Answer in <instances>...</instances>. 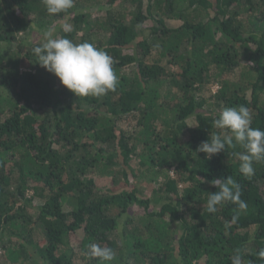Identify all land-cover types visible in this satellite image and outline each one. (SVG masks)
Returning a JSON list of instances; mask_svg holds the SVG:
<instances>
[{"label":"trees","instance_id":"1","mask_svg":"<svg viewBox=\"0 0 264 264\" xmlns=\"http://www.w3.org/2000/svg\"><path fill=\"white\" fill-rule=\"evenodd\" d=\"M91 6L103 10V20L91 17ZM64 24L70 32L60 30ZM49 27L107 52L118 83L101 97H77L31 71L43 68L32 51L42 41L0 52L5 259L231 264L240 249L242 264H264V160L245 177L240 145L211 159L196 151L210 135L226 134L213 126L225 107L246 106L251 127L264 130V0H74L54 15L42 0H0V43ZM208 82L217 90L201 96ZM133 157L140 174L150 175V196H139L129 180ZM95 175L113 185L99 188ZM228 177L241 185L246 210L226 202L209 213V192L219 190L210 182ZM36 197L42 201L30 214L26 205ZM135 205L141 212L126 216ZM132 220L136 228L120 232ZM74 232L76 247L69 244ZM93 243L112 248L115 258L90 257Z\"/></svg>","mask_w":264,"mask_h":264},{"label":"clouds","instance_id":"2","mask_svg":"<svg viewBox=\"0 0 264 264\" xmlns=\"http://www.w3.org/2000/svg\"><path fill=\"white\" fill-rule=\"evenodd\" d=\"M46 12L50 15L67 12L74 6V0H42ZM61 31H71V26L64 24ZM55 27H49L42 33V42L32 51L37 62L48 72L54 74L63 86L78 96L101 97L117 87L118 77L113 70V60L107 52L95 47L92 43L76 44L68 38L55 36ZM252 117L244 105L223 108L213 126L226 130V134H212L208 140L202 141L196 151L205 153L208 159L225 149V146L240 145L244 151L238 153L239 171L245 177L254 174L253 163L264 160V130L251 127ZM203 182V181H202ZM216 189L209 192L207 211L216 213L218 206L226 202L238 206V210H246L247 204L241 200V185L231 177L213 179L210 182ZM238 214V213H237ZM88 255L110 262L115 252L110 247L90 244ZM258 255L264 258V249ZM243 256L236 249L231 257V264H242Z\"/></svg>","mask_w":264,"mask_h":264},{"label":"rangeland","instance_id":"3","mask_svg":"<svg viewBox=\"0 0 264 264\" xmlns=\"http://www.w3.org/2000/svg\"><path fill=\"white\" fill-rule=\"evenodd\" d=\"M104 9V8H103ZM89 10L91 11V17L96 19V20H103L104 18V13L103 10L98 7V6H91L89 7ZM142 27V26H141ZM144 28V27H142ZM59 31L57 30L56 33H54L55 36H58ZM37 41H42V32H32L30 34H18L17 38H16V42H12V43H0V52L5 51V50H9L12 48H15L16 46H19L21 48H27L29 47L32 43H35ZM31 71L36 74L37 76H40L42 78L48 79L52 85H56V86H60L61 83L59 81V79L52 73L48 72L45 68H38V67H31L30 68ZM217 85L215 82H208L207 84H204L201 88H200V95L201 96H208L212 93H214L217 90ZM187 124V128H192L193 124H194V120L192 118H189L186 121ZM185 134L187 133L186 129L184 130ZM131 166L135 169V176L134 178H131V176L129 177L130 182H132L133 184H135V186L137 187V194L139 196H150V184L148 183L147 179L150 177V175H141V169H143L141 166H138L137 163V158L133 157L131 160ZM173 170L170 169L169 170V174L171 176H173ZM95 181L96 184L99 188H103L105 189L108 186H112L113 183L111 182L110 178L108 177H100L95 175ZM123 182V181H120ZM119 182V183H120ZM119 183H116L119 184ZM32 192L30 191L29 194H31ZM42 200L39 198H35L31 203H29L28 205H26V210L28 213H32L34 208H36L37 205H39V203ZM158 206V204H154L152 203V209H156ZM141 210L140 208L135 205L132 206L126 216H135L138 213H140ZM122 227H124L122 229ZM128 228L130 230H133V228H136V225L134 223V220H132V222H126L122 225H120V232H123L124 229L128 230ZM41 233H37L34 235L35 239H38L40 237ZM80 235L79 233H72L70 235L69 238V244L76 247L78 244V239H79ZM29 260H27L24 264H28ZM0 264H10L4 257L3 254V250L0 248Z\"/></svg>","mask_w":264,"mask_h":264}]
</instances>
